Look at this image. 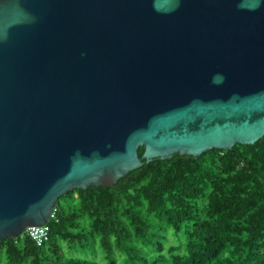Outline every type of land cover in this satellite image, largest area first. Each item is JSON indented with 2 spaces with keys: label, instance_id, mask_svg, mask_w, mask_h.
<instances>
[{
  "label": "water",
  "instance_id": "1",
  "mask_svg": "<svg viewBox=\"0 0 264 264\" xmlns=\"http://www.w3.org/2000/svg\"><path fill=\"white\" fill-rule=\"evenodd\" d=\"M262 137L264 0H0V240L144 160Z\"/></svg>",
  "mask_w": 264,
  "mask_h": 264
},
{
  "label": "trees",
  "instance_id": "2",
  "mask_svg": "<svg viewBox=\"0 0 264 264\" xmlns=\"http://www.w3.org/2000/svg\"><path fill=\"white\" fill-rule=\"evenodd\" d=\"M55 209L49 239H1L0 264H102L98 251L107 264H264V137L144 160L114 184L69 191Z\"/></svg>",
  "mask_w": 264,
  "mask_h": 264
},
{
  "label": "built area",
  "instance_id": "3",
  "mask_svg": "<svg viewBox=\"0 0 264 264\" xmlns=\"http://www.w3.org/2000/svg\"><path fill=\"white\" fill-rule=\"evenodd\" d=\"M55 211L56 209L54 208L52 210L50 220L55 217ZM25 233L29 237H31V239H33L37 245H43L49 239V233H50L49 222L47 224L40 226H28L25 230Z\"/></svg>",
  "mask_w": 264,
  "mask_h": 264
},
{
  "label": "rangeland",
  "instance_id": "4",
  "mask_svg": "<svg viewBox=\"0 0 264 264\" xmlns=\"http://www.w3.org/2000/svg\"><path fill=\"white\" fill-rule=\"evenodd\" d=\"M63 202L65 203V201H63ZM180 239L182 240L183 238H181V237H177V236H173V237L170 239V244H177V243L180 242ZM97 254H98V255H97V258L100 260V262H101L102 264H107V261L101 257L102 252H101V251H98ZM92 256H93V255H92ZM119 259H120V264H124L123 256H122V257H119Z\"/></svg>",
  "mask_w": 264,
  "mask_h": 264
}]
</instances>
